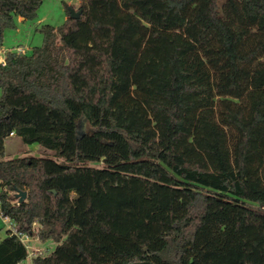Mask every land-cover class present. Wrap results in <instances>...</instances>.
Segmentation results:
<instances>
[{
  "label": "trees",
  "instance_id": "trees-1",
  "mask_svg": "<svg viewBox=\"0 0 264 264\" xmlns=\"http://www.w3.org/2000/svg\"><path fill=\"white\" fill-rule=\"evenodd\" d=\"M81 1L0 65V159L53 153L0 160V214L56 244L32 264H264V0ZM43 3L0 0V49Z\"/></svg>",
  "mask_w": 264,
  "mask_h": 264
},
{
  "label": "rangeland",
  "instance_id": "rangeland-1",
  "mask_svg": "<svg viewBox=\"0 0 264 264\" xmlns=\"http://www.w3.org/2000/svg\"><path fill=\"white\" fill-rule=\"evenodd\" d=\"M224 0H219L220 4ZM81 0H44V3L37 10L33 19H14L15 26L7 28L3 33V46L0 49L5 55L10 50H21L23 55H27L32 48L41 46L43 36L37 31L42 25H52L58 27L67 19L66 10L72 9L78 12ZM1 96V89H0ZM20 157L53 158V153L38 145H25L18 137H11L6 141V152L4 158L0 160H12ZM9 222L0 214V237H5L9 229ZM28 252L30 255L21 264H32V259L36 254H45L53 251L56 244L53 241L40 243L36 236L31 237L28 242Z\"/></svg>",
  "mask_w": 264,
  "mask_h": 264
},
{
  "label": "built area",
  "instance_id": "built-area-1",
  "mask_svg": "<svg viewBox=\"0 0 264 264\" xmlns=\"http://www.w3.org/2000/svg\"><path fill=\"white\" fill-rule=\"evenodd\" d=\"M18 53L22 54L21 50H17ZM0 65L1 66H5L6 65V60H5V55H3V52L0 51ZM13 136V134L11 135ZM5 220H7L10 224L9 226V229H8V233L10 236H15L17 238H19L21 240V242L26 246L27 249L28 246L26 245V242H28L30 240L31 237L27 236V235H24L22 233H20L16 227V225H14L10 219L8 218H4ZM30 255V253H29Z\"/></svg>",
  "mask_w": 264,
  "mask_h": 264
},
{
  "label": "water",
  "instance_id": "water-1",
  "mask_svg": "<svg viewBox=\"0 0 264 264\" xmlns=\"http://www.w3.org/2000/svg\"><path fill=\"white\" fill-rule=\"evenodd\" d=\"M69 11L72 19H78L82 13L81 11L74 12L72 9H69ZM15 197L19 199V204H21L26 200L27 193L26 192L17 193Z\"/></svg>",
  "mask_w": 264,
  "mask_h": 264
},
{
  "label": "crops",
  "instance_id": "crops-1",
  "mask_svg": "<svg viewBox=\"0 0 264 264\" xmlns=\"http://www.w3.org/2000/svg\"><path fill=\"white\" fill-rule=\"evenodd\" d=\"M22 19V18H21ZM12 137H14V136H12ZM11 138V137H10Z\"/></svg>",
  "mask_w": 264,
  "mask_h": 264
}]
</instances>
